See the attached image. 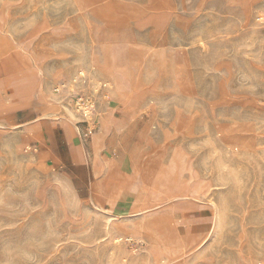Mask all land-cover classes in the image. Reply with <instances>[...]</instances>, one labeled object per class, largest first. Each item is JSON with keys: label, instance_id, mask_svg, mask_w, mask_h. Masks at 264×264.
I'll return each mask as SVG.
<instances>
[{"label": "rangeland", "instance_id": "rangeland-1", "mask_svg": "<svg viewBox=\"0 0 264 264\" xmlns=\"http://www.w3.org/2000/svg\"><path fill=\"white\" fill-rule=\"evenodd\" d=\"M0 264H264V0H0Z\"/></svg>", "mask_w": 264, "mask_h": 264}, {"label": "built area", "instance_id": "built-area-1", "mask_svg": "<svg viewBox=\"0 0 264 264\" xmlns=\"http://www.w3.org/2000/svg\"><path fill=\"white\" fill-rule=\"evenodd\" d=\"M81 114L83 115L84 121L86 123V129L88 134H92L93 130L95 129L93 125V118H92V111H93V104L90 99L84 98L77 100V107H76Z\"/></svg>", "mask_w": 264, "mask_h": 264}, {"label": "crops", "instance_id": "crops-1", "mask_svg": "<svg viewBox=\"0 0 264 264\" xmlns=\"http://www.w3.org/2000/svg\"><path fill=\"white\" fill-rule=\"evenodd\" d=\"M100 138L102 139L103 138V135L102 134H98V135H95L93 137V141H92V146L94 147V149L97 151L99 148H101L103 145H101L100 143ZM99 155V154H98ZM109 164H114V162H109ZM125 198V196L123 197ZM174 230V229H172Z\"/></svg>", "mask_w": 264, "mask_h": 264}]
</instances>
